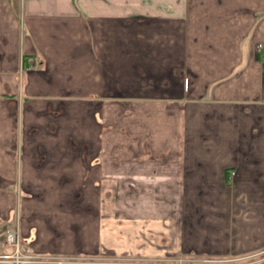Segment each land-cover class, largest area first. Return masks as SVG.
Returning <instances> with one entry per match:
<instances>
[{"label": "crops", "instance_id": "0c3cea01", "mask_svg": "<svg viewBox=\"0 0 264 264\" xmlns=\"http://www.w3.org/2000/svg\"><path fill=\"white\" fill-rule=\"evenodd\" d=\"M88 1L0 0V250L18 223L88 264L262 253L264 0Z\"/></svg>", "mask_w": 264, "mask_h": 264}, {"label": "rangeland", "instance_id": "374dc122", "mask_svg": "<svg viewBox=\"0 0 264 264\" xmlns=\"http://www.w3.org/2000/svg\"><path fill=\"white\" fill-rule=\"evenodd\" d=\"M102 0H97L96 4L99 6L97 9H103L112 13H119L128 11L131 14H164L168 10V1H161L158 3V0H107L106 4L103 2H99ZM89 1L88 0H75V4L79 7L80 11L87 12L89 11ZM34 65V63H33ZM25 67V66H23ZM9 228H14L18 232L19 242H21L22 247L17 249L15 244L9 243L7 240V231ZM2 236L4 238V246L0 250V263L3 264H44L45 262L56 261L59 258V261L64 263L71 264H88L91 260H88L86 257H66L65 259H61L63 257H56L53 255H45L44 253L37 252L33 246H31L26 239L24 240L20 234L18 223H8L3 228ZM29 245L33 251L31 252L35 256H26L27 255V247L23 249L24 245ZM27 245V246H28ZM37 256V257H36ZM41 257V258H40ZM36 260V261H34ZM28 261V262H27ZM32 261V262H30ZM130 259L122 260L123 263H129ZM44 262V263H43ZM155 264H264V251L262 253H258L251 256L236 258V259H225V260H203L200 258H183L177 257L174 259H162V260H154ZM131 263V262H130Z\"/></svg>", "mask_w": 264, "mask_h": 264}, {"label": "built area", "instance_id": "2783aa9c", "mask_svg": "<svg viewBox=\"0 0 264 264\" xmlns=\"http://www.w3.org/2000/svg\"><path fill=\"white\" fill-rule=\"evenodd\" d=\"M262 47H263V44H259L258 45V49L259 50ZM33 62H34V59L33 58L32 59H29V64L27 66L23 67V69L24 70H31V69H33V67H34ZM7 232H8L7 233V240L9 241V243L15 244L17 246L18 251H19V248L22 247V244H21V242H19L20 240H19V237H18V232L14 228H9V231H7ZM27 245H24L23 246V249L27 247V255L26 256H29V257H31L32 255L35 256L34 254L31 253L33 251V249L29 245L28 246ZM34 261H36V260H34ZM30 262H32V261H30Z\"/></svg>", "mask_w": 264, "mask_h": 264}]
</instances>
